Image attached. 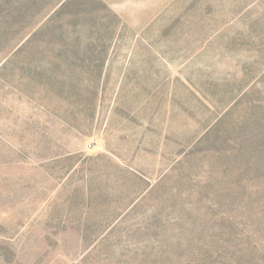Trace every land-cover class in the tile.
Listing matches in <instances>:
<instances>
[{"label": "rangeland", "instance_id": "obj_1", "mask_svg": "<svg viewBox=\"0 0 264 264\" xmlns=\"http://www.w3.org/2000/svg\"><path fill=\"white\" fill-rule=\"evenodd\" d=\"M0 264H264V0H0Z\"/></svg>", "mask_w": 264, "mask_h": 264}]
</instances>
